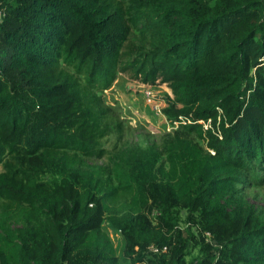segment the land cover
<instances>
[{"label":"trees","instance_id":"trees-1","mask_svg":"<svg viewBox=\"0 0 264 264\" xmlns=\"http://www.w3.org/2000/svg\"><path fill=\"white\" fill-rule=\"evenodd\" d=\"M0 7V264H264V0ZM120 72L171 89L160 141L104 146Z\"/></svg>","mask_w":264,"mask_h":264},{"label":"rangeland","instance_id":"rangeland-1","mask_svg":"<svg viewBox=\"0 0 264 264\" xmlns=\"http://www.w3.org/2000/svg\"><path fill=\"white\" fill-rule=\"evenodd\" d=\"M104 97L107 103L116 108L117 119L123 121L124 129L122 139L118 140V132L113 131L102 140L108 150H112L117 142L119 145L139 144L145 146L153 141H160L166 132L174 130L173 124L161 111L166 106L168 99L173 98L172 91L166 83L145 84L135 79L130 72H120L112 87L105 90ZM105 160L103 158L99 162ZM248 199L264 215V184L251 187L248 190ZM186 216V213L183 212L181 218L183 225L186 224L184 222ZM108 227L109 229L106 228V230L111 236H114L112 238L117 251L122 254L120 234L116 235V232H113L110 226ZM197 252V248L194 249L192 256Z\"/></svg>","mask_w":264,"mask_h":264},{"label":"built area","instance_id":"built-area-1","mask_svg":"<svg viewBox=\"0 0 264 264\" xmlns=\"http://www.w3.org/2000/svg\"><path fill=\"white\" fill-rule=\"evenodd\" d=\"M2 14H3V12H2V8L0 7V17L2 16ZM181 119H183V118L181 117ZM188 121L190 122L191 120H188ZM182 122L185 123L186 121L183 120ZM200 122L204 123L205 128L208 127V124H207L206 121L201 120ZM178 123H179V121H175V122H174V124H175L176 126L178 125ZM203 236H204L206 242L211 243V244H213V245L215 244V240H214V238H213V234H212L210 231H204V232H203ZM148 249H149L150 252L158 254V253H160L161 251H167V250H168V247H167V246H164V247H163V246H159V245L153 244V245H151Z\"/></svg>","mask_w":264,"mask_h":264},{"label":"clouds","instance_id":"clouds-1","mask_svg":"<svg viewBox=\"0 0 264 264\" xmlns=\"http://www.w3.org/2000/svg\"><path fill=\"white\" fill-rule=\"evenodd\" d=\"M113 233V232H112ZM116 235H119L120 233H115ZM113 235H114V233H113Z\"/></svg>","mask_w":264,"mask_h":264}]
</instances>
